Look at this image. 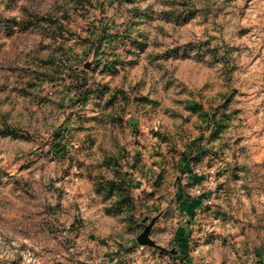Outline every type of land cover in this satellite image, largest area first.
<instances>
[{"label": "rangeland", "instance_id": "1", "mask_svg": "<svg viewBox=\"0 0 264 264\" xmlns=\"http://www.w3.org/2000/svg\"><path fill=\"white\" fill-rule=\"evenodd\" d=\"M0 115V264H264V0H0Z\"/></svg>", "mask_w": 264, "mask_h": 264}, {"label": "trees", "instance_id": "2", "mask_svg": "<svg viewBox=\"0 0 264 264\" xmlns=\"http://www.w3.org/2000/svg\"><path fill=\"white\" fill-rule=\"evenodd\" d=\"M43 18H40L38 16L35 15V18H32L31 22H28L27 23V26L26 27H23L22 30H27L29 29L30 27H32V29L34 28H45L46 26H42L41 22L43 21L42 20ZM52 21V20H50ZM53 25H55V23L51 22ZM51 30V28H50ZM0 117H2V115H0ZM4 133L5 134H8V135H11V136H15V131H13L12 129H10V127H8L7 125L4 126Z\"/></svg>", "mask_w": 264, "mask_h": 264}, {"label": "water", "instance_id": "3", "mask_svg": "<svg viewBox=\"0 0 264 264\" xmlns=\"http://www.w3.org/2000/svg\"><path fill=\"white\" fill-rule=\"evenodd\" d=\"M153 222L149 224L145 230L138 236L137 243L142 246L156 247V245L150 240L149 234L151 231V227Z\"/></svg>", "mask_w": 264, "mask_h": 264}, {"label": "built area", "instance_id": "4", "mask_svg": "<svg viewBox=\"0 0 264 264\" xmlns=\"http://www.w3.org/2000/svg\"><path fill=\"white\" fill-rule=\"evenodd\" d=\"M196 193H198V194H199V192H197V191H196Z\"/></svg>", "mask_w": 264, "mask_h": 264}]
</instances>
